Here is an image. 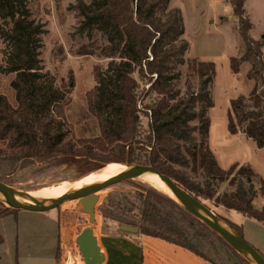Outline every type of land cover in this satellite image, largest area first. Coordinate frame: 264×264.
<instances>
[{
  "label": "trees",
  "instance_id": "16d2710c",
  "mask_svg": "<svg viewBox=\"0 0 264 264\" xmlns=\"http://www.w3.org/2000/svg\"><path fill=\"white\" fill-rule=\"evenodd\" d=\"M245 1L230 0L245 53L230 57V69L236 74L240 63L249 61L248 79L264 81L261 52L248 35L250 22L243 16ZM27 2L0 0V37L6 44L3 71L13 75L9 84L13 102L0 94L2 182L32 165L44 169L72 165L81 176L110 163L152 166L201 202L213 201L264 225V204L260 208L253 204L258 196L264 197V182L260 179L258 190L252 182L245 185L242 178L256 177L250 166L234 162L222 169L208 147L207 110L213 106L210 85L215 66L185 59L183 18L179 8L170 7L171 0H76L71 6L79 17L76 31L93 39L90 45L108 59L105 68L94 67L95 85L86 94L87 111L98 133L78 139L69 138L66 93L43 71L39 54L45 30ZM79 52L93 54L86 46ZM185 62L198 78V87H188L181 95L178 67ZM227 131L241 132L257 148H264V93L257 83L247 99L230 100ZM225 182L234 190L218 193L217 186ZM129 197L102 203L97 211L104 219L134 226L141 235L175 244L211 264H228L221 250L233 264H252L161 191L139 186ZM17 211L0 200V218ZM228 224L242 237L241 225Z\"/></svg>",
  "mask_w": 264,
  "mask_h": 264
},
{
  "label": "rangeland",
  "instance_id": "374dc122",
  "mask_svg": "<svg viewBox=\"0 0 264 264\" xmlns=\"http://www.w3.org/2000/svg\"><path fill=\"white\" fill-rule=\"evenodd\" d=\"M75 2L76 0H28L27 2L33 17L43 24L45 30L39 54L43 71L53 77L54 85L66 93L64 116L70 128L71 139L98 133L96 121L87 111L86 94L95 85L94 67L105 68L108 62L107 58L101 56L98 50L95 51L94 46L90 45L93 39L89 40L76 31L79 17L71 9ZM170 7L179 8L182 14L184 23L182 38L188 42L185 59L211 61L215 66V74L210 85L213 106L207 110L210 121L208 147L222 169H227L236 161L238 164L249 163L250 168L257 171L260 177H253L252 180L242 179L245 185L252 182L258 190L260 179L264 182V148H257L255 143L242 133L230 135L227 131V110L230 107V100L239 96L247 99L255 83L258 84V91L264 93V81L260 78L252 80L247 77V72L251 68L249 61H242L236 74L230 69V57H240L245 54L244 44L239 35L238 20L233 15L230 0H171ZM243 8V16L250 22L248 35L258 44L260 57L264 62L262 38L264 0H246ZM100 43L97 41L96 45ZM5 46V42L0 37V94H4L10 102H13V92L9 85L13 75L3 71ZM83 46L92 50L93 54L82 55L79 51ZM178 70L180 77L177 87L181 95L186 93L188 87L196 90L198 78L191 72L188 64L185 62L178 67ZM143 122H146V118H143ZM0 146H2L1 142ZM81 177H83L81 171L72 165L49 169L32 165L18 170L3 182L18 194L25 195L44 187H56L63 182L71 183ZM139 186L153 188L135 177L101 190L98 193L95 220L92 224L88 222V215L82 210L79 202L75 201L77 199L66 200L52 209L51 214L59 217L63 227L62 239L58 238L57 244L60 264H65V254L68 259L67 264H76L72 252L78 256L77 264H85L75 244V237L83 228L89 226L95 229V236L100 239L101 232L107 227L103 224L104 220L111 219H104L97 211L98 206L110 200L123 201L124 196L129 197ZM234 188L235 186L225 182L217 186V192H230ZM257 201L253 203L255 207L259 206ZM204 203L221 224L230 228L233 233L236 231L226 219L241 225L242 238L264 256V225L233 210L218 206L213 201L206 200ZM39 204L46 203L40 201ZM17 212L16 215L9 214L0 218V236L3 239L0 244V264H52L48 256V244L43 240L56 239V235L44 229L47 219L24 211L18 214ZM53 222L57 226V218ZM119 229L121 230L120 225L117 230ZM67 243L72 251L66 249ZM221 253L228 264H233L224 250H221Z\"/></svg>",
  "mask_w": 264,
  "mask_h": 264
},
{
  "label": "water",
  "instance_id": "95a60500",
  "mask_svg": "<svg viewBox=\"0 0 264 264\" xmlns=\"http://www.w3.org/2000/svg\"><path fill=\"white\" fill-rule=\"evenodd\" d=\"M262 38L264 39V34L262 35ZM127 166V170L105 180L104 182L81 190L69 191L51 200L50 203L42 205H30L23 203L22 201L17 199L18 193L13 190V188H11L9 185L5 184L0 180V194L3 195V197L5 198H0V200L18 210L44 212L56 208L59 204L66 200L78 199L82 210L88 215V222L92 224L95 220V209L98 200V196H96L95 193L105 189L106 187L112 184L127 179H132L138 177L143 173L150 172L156 174L163 181V183L172 191L176 200L184 208H186L191 214H193L205 224H207L232 248H234L243 256H245L252 264H264L263 255L259 251H257L255 247H253L250 243H248L238 234L233 233L227 228H225L208 206H206L203 202H201L200 200L189 194L187 191H185L183 188H181L169 176L161 173L159 170L152 166ZM92 172H89L86 175ZM121 230L131 234H135L138 231L136 227L127 225H122ZM75 244L77 245L81 257L85 261V264H104L106 258L105 252L97 244V237L95 236L94 229L92 227L87 226L83 228L80 233H78V235L76 236Z\"/></svg>",
  "mask_w": 264,
  "mask_h": 264
},
{
  "label": "crops",
  "instance_id": "0c3cea01",
  "mask_svg": "<svg viewBox=\"0 0 264 264\" xmlns=\"http://www.w3.org/2000/svg\"><path fill=\"white\" fill-rule=\"evenodd\" d=\"M237 134H241V132ZM239 164L250 166L249 163L241 164L239 162ZM251 170L256 177H260L257 171L253 168ZM256 200L259 203V206L256 208H260L264 204V197L259 196L254 201ZM23 211L47 219L44 229L53 232L56 235V239L43 241L48 244V256L50 257L51 263L60 264V259L57 255V244L58 238L62 239L63 227L60 224L59 217L51 214L53 213L51 212L53 211L52 209L44 212L18 210L17 214ZM55 218H57V226L53 222ZM226 220L231 222L229 219ZM231 223L236 224L234 222ZM257 223L260 222L257 221ZM103 224L107 227L101 232L100 239L98 237L97 244L105 252L106 258L104 264H211L196 256L194 253L162 239L141 235L138 231L135 234L122 232L120 229L118 231L119 224L116 221L105 219ZM60 241L62 245V240ZM66 249L72 251L68 243L66 244ZM72 255L75 260H78L77 255L73 252Z\"/></svg>",
  "mask_w": 264,
  "mask_h": 264
},
{
  "label": "bare ground",
  "instance_id": "6f19581e",
  "mask_svg": "<svg viewBox=\"0 0 264 264\" xmlns=\"http://www.w3.org/2000/svg\"><path fill=\"white\" fill-rule=\"evenodd\" d=\"M127 169H128V166L126 164L110 163L104 166L103 168L95 172H92L86 176H83L82 178L74 182H71V183L63 182L60 185L58 184V186L56 187H44L30 194L29 193L25 195L18 194L17 199L22 201L23 203L30 204V205H38L40 201H43L47 204V203H50L51 200L69 191L81 190L87 187L97 185L117 174L124 172ZM137 178L147 183V185L152 186L153 188L161 191L162 193L176 200L172 191L163 183V181L156 174L147 172V173H143L139 175ZM99 192L95 193V195L98 196ZM0 198L5 199L3 195L1 194H0ZM75 201L79 202L78 199ZM223 226L232 232L230 228L226 227L225 225ZM65 257H66L65 264H67L68 259H67L66 254H65ZM75 262L77 264V260Z\"/></svg>",
  "mask_w": 264,
  "mask_h": 264
}]
</instances>
